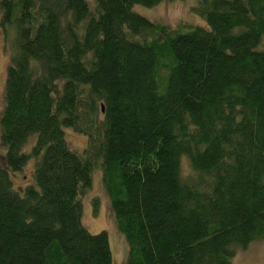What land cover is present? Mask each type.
<instances>
[{
    "label": "trees",
    "instance_id": "16d2710c",
    "mask_svg": "<svg viewBox=\"0 0 264 264\" xmlns=\"http://www.w3.org/2000/svg\"><path fill=\"white\" fill-rule=\"evenodd\" d=\"M164 1L0 0V264H113L81 222L95 168L124 264H232L264 239V0H199L210 29L186 33L132 11Z\"/></svg>",
    "mask_w": 264,
    "mask_h": 264
},
{
    "label": "rangeland",
    "instance_id": "374dc122",
    "mask_svg": "<svg viewBox=\"0 0 264 264\" xmlns=\"http://www.w3.org/2000/svg\"><path fill=\"white\" fill-rule=\"evenodd\" d=\"M86 1L90 7H93V0ZM198 1H164L152 8L134 6L132 11L156 25L179 29L180 33H186L195 28L209 30L210 28L206 21L191 11L193 7L197 6ZM4 38V32L0 28V112L3 107V94L9 63V54L5 47ZM259 49L264 51V37ZM65 137L69 146L75 150L80 151L86 145V137L71 128H65ZM32 141V139L28 141L27 148L32 145ZM4 154L5 148L0 143V159ZM33 167L34 160L31 159L22 170L11 173L14 187L26 186L33 182ZM189 170L188 158L183 156L181 158V172L186 175ZM80 199L82 203L81 222L83 226L91 233H97L99 231L107 232L113 264H124L128 258V244L117 227L110 208L109 198L102 185L101 171L99 168L93 170L91 186L81 195ZM94 199H98L99 201V206L95 213L92 207V200ZM231 261L232 264H264V239L254 241L245 248H236Z\"/></svg>",
    "mask_w": 264,
    "mask_h": 264
},
{
    "label": "water",
    "instance_id": "95a60500",
    "mask_svg": "<svg viewBox=\"0 0 264 264\" xmlns=\"http://www.w3.org/2000/svg\"><path fill=\"white\" fill-rule=\"evenodd\" d=\"M103 110V109H102Z\"/></svg>",
    "mask_w": 264,
    "mask_h": 264
}]
</instances>
